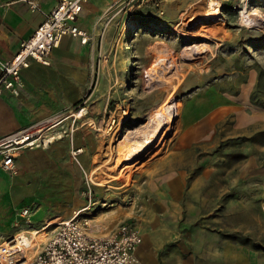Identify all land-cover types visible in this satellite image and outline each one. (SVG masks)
<instances>
[{
    "label": "rangeland",
    "instance_id": "obj_1",
    "mask_svg": "<svg viewBox=\"0 0 264 264\" xmlns=\"http://www.w3.org/2000/svg\"><path fill=\"white\" fill-rule=\"evenodd\" d=\"M188 1L117 0L99 19L92 37L93 80L89 94L74 113L81 111L84 118L93 119L94 166L102 165L93 177L106 186L91 184L90 170L80 171L78 191L84 205L70 215L60 212L49 221L68 219L79 212L89 224L98 225V234L112 232L123 221H133L150 232L161 264H176L197 247L193 244L198 239L213 237L222 239L225 247L238 245L256 251L258 263L264 264V217L258 193L252 189L264 174V107L248 105L239 117L232 114L216 124L206 137L186 147L178 143L189 94L211 85L236 88L249 75L255 77L254 90L261 72L257 97L264 100V23L248 15L255 8L264 16V0H217L221 18L207 22L199 21L207 10L201 0L168 23L170 8ZM243 13L253 18L251 22H243ZM194 44L202 45L187 48ZM160 57L174 63L165 75L176 85L172 94L174 122L164 140L126 161L125 148L116 150L118 141H133L135 134L127 135L128 131L146 124L171 90L167 81L157 80L150 66ZM122 109L126 116H115L105 131L99 129ZM110 144L111 158L105 148ZM149 167L150 171L170 167L181 178L172 187L171 181L150 178ZM4 187L0 181V242L19 228L30 227L18 216L23 202H4ZM52 229L53 224L42 238ZM140 256L142 263L148 264L150 252L145 250Z\"/></svg>",
    "mask_w": 264,
    "mask_h": 264
},
{
    "label": "crops",
    "instance_id": "obj_2",
    "mask_svg": "<svg viewBox=\"0 0 264 264\" xmlns=\"http://www.w3.org/2000/svg\"><path fill=\"white\" fill-rule=\"evenodd\" d=\"M34 1L37 9H32L25 0H0V61L10 60L19 50L21 42L34 32L59 2ZM200 1L175 3V7L170 8L168 23L179 19ZM116 2L117 0H86L75 24L87 33L88 40L83 43L80 37L64 36L52 50L48 64L30 60L29 65L21 70L14 87L0 93V136L52 117H57L64 128L74 126L72 133L64 136L65 139L57 138L47 147L22 149L14 160V171H4L0 166V181L5 185L2 195L4 202L12 205L23 202L21 210L30 207L28 219L21 217V210L18 214L30 227L18 230L40 229L60 212L70 215L84 205V199L78 191L80 171H91L95 167L96 134L90 126L93 123L91 116H77L74 110L89 94L93 80L92 37L98 21ZM167 5L171 6L173 3ZM254 83L255 77L249 75L236 88L211 85L205 91L189 94L184 102L179 146L186 147L196 139L206 137L204 135L211 132L216 124L232 114L239 117L242 109L251 106L249 98ZM76 150L77 154L73 156L72 153ZM150 169H147L150 178L171 181L172 187L181 178L170 167ZM258 179L262 183H257L260 181L258 180L252 185V189L258 193L261 212L260 206L264 203V174L258 176ZM50 213L54 215L50 216ZM138 228L142 235V243L136 251L140 264H145L140 256L145 250L150 252L148 264H161V259L156 257L150 242V232L140 225ZM193 245L197 247L176 260V264H259L256 251H249L238 245L225 247L220 238L198 239Z\"/></svg>",
    "mask_w": 264,
    "mask_h": 264
},
{
    "label": "built area",
    "instance_id": "obj_3",
    "mask_svg": "<svg viewBox=\"0 0 264 264\" xmlns=\"http://www.w3.org/2000/svg\"><path fill=\"white\" fill-rule=\"evenodd\" d=\"M25 1L32 9H37L34 0ZM85 2L59 0L44 21L21 42L12 58L0 61V93L14 87L21 70L29 65L30 60L48 64L52 50L64 36L80 37L83 43L88 40L87 33L75 24ZM73 130V125L64 128L57 117H52L0 136L1 168L14 171V160L22 149L47 147ZM77 151H73V155ZM86 193L90 197L91 190ZM260 209L264 217V203ZM20 213L21 217L27 218L30 207H24ZM87 220L75 212L68 219L55 221L48 236L37 242L25 232L31 244L19 246L17 238L20 233L13 234L7 241L0 242V264H140L136 251L142 243V235L135 222L123 221L112 232L98 234V225L89 224Z\"/></svg>",
    "mask_w": 264,
    "mask_h": 264
},
{
    "label": "bare ground",
    "instance_id": "obj_4",
    "mask_svg": "<svg viewBox=\"0 0 264 264\" xmlns=\"http://www.w3.org/2000/svg\"><path fill=\"white\" fill-rule=\"evenodd\" d=\"M205 2L207 4V10L203 13V15L199 19V21L207 22L209 20H219L221 18L219 8L217 7L219 2L217 0H205ZM243 12H245V10ZM248 15H253V17L255 16L254 17L255 21H261V22L263 21V23H264L263 14H259V11H256L255 8L253 9L252 12L248 13ZM241 18H242L243 22H246L247 20H250V22H251V20L253 19V18L251 19V17L245 16L244 13L242 14ZM130 29L131 30L135 29V25H133V24L130 25ZM200 45H202V44H199V45L194 44V45H190L187 48H190V49L196 48L197 46H200ZM150 66H151L154 74L156 73V76L158 77L157 80L167 81L171 86V90L165 96V98L159 103V105L155 109H153V111L149 115V118H148V121L146 124L141 125L140 127H138V129L128 131L127 135L130 133L135 134V135H133V137L135 138L133 141H130V142L129 141L123 142V140L118 141V143L116 145V150L121 151L122 148H125V153H124L123 158L126 161L127 160L133 161V159H135L139 155L145 154L148 152V150L150 148L155 147L156 143L158 141H160L161 139H163L164 136L170 131L171 125L174 122V118L176 115V113H175L176 112V104L174 103L173 96H172V94L176 88V85H174L172 82H169L165 78V75L169 72V70L174 68V63H173L172 59L160 57L155 63H152ZM76 115L81 116V115H83V113L81 111H79L78 113H76ZM113 115L114 116L110 117V119L108 120V122L106 123L105 126L99 125V129H102L105 131V129H107L110 126L111 122L114 121L113 118L115 116H118L119 118L124 117L127 115V111L122 109L120 112H118V113L116 112ZM113 141H114V139H113ZM105 148L108 151L109 156H110V154L113 152V148H112L111 144L106 145ZM110 158H111V156H110ZM110 158L109 157L106 158L104 160V163L107 162ZM132 164H135V163H132ZM101 166L102 165H97L96 167H94L91 170V172L89 173L88 179H89V182H91V184L93 183L97 186L102 187V186H106V185H104L105 182L104 181H96V180H94V177H93V174L97 170H99ZM4 181H6V180H4ZM7 195H9V194H7ZM6 197H8V196H6ZM47 224L48 225L45 227L43 226L42 229H20V230L16 231V232L20 233V236L17 238L19 246L23 243H26V244L30 243L29 239L26 238V236H25V232H27V234L32 237L34 242H37L38 239H43L42 236L47 235L48 226L50 224H54V221H49ZM7 240L8 239H4L2 241L5 242Z\"/></svg>",
    "mask_w": 264,
    "mask_h": 264
},
{
    "label": "trees",
    "instance_id": "obj_5",
    "mask_svg": "<svg viewBox=\"0 0 264 264\" xmlns=\"http://www.w3.org/2000/svg\"><path fill=\"white\" fill-rule=\"evenodd\" d=\"M261 80V72L258 73V82L256 88L250 93V103L255 106L264 107V100L257 97V92L259 91Z\"/></svg>",
    "mask_w": 264,
    "mask_h": 264
}]
</instances>
